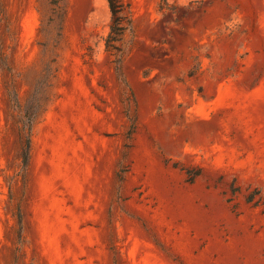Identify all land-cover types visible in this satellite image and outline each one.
Returning <instances> with one entry per match:
<instances>
[{
  "label": "rangeland",
  "instance_id": "rangeland-1",
  "mask_svg": "<svg viewBox=\"0 0 264 264\" xmlns=\"http://www.w3.org/2000/svg\"><path fill=\"white\" fill-rule=\"evenodd\" d=\"M124 1L0 0V264H264V0Z\"/></svg>",
  "mask_w": 264,
  "mask_h": 264
},
{
  "label": "trees",
  "instance_id": "trees-1",
  "mask_svg": "<svg viewBox=\"0 0 264 264\" xmlns=\"http://www.w3.org/2000/svg\"><path fill=\"white\" fill-rule=\"evenodd\" d=\"M107 2L111 12V21L110 32L106 38V47L110 51L120 50L118 43L122 41L124 33L128 29L131 22L129 3L124 0H107ZM23 134L24 142L21 158L23 165L26 166L30 156V136L27 129L23 130Z\"/></svg>",
  "mask_w": 264,
  "mask_h": 264
}]
</instances>
